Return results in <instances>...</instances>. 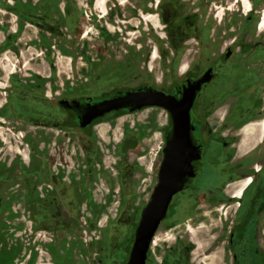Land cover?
<instances>
[{"label":"flooded vegetation","instance_id":"flooded-vegetation-1","mask_svg":"<svg viewBox=\"0 0 264 264\" xmlns=\"http://www.w3.org/2000/svg\"><path fill=\"white\" fill-rule=\"evenodd\" d=\"M104 1L95 2L101 17L106 12ZM155 1L165 29L168 54L179 52L186 40L194 43L188 65H179L182 77L167 88L143 84L97 97L60 98L55 104L60 112L32 113L27 120L32 128L55 130L56 136L44 139L40 143L43 148L38 145L39 140L30 141L29 162L24 164L5 158L0 148V264H42L45 260L66 264L69 259L74 260L83 247L90 255L94 246L101 242L108 245L106 261L113 263L114 251L110 249L114 247L115 238L110 230L114 219L101 223V215L108 208L95 202L91 190L100 174L94 131L106 122L147 108L133 113L112 112L81 128L76 113L60 107L61 100L84 103L88 98L96 101L147 87L180 96L183 86L197 81L207 72L210 79L201 85L190 111V140L200 152V159L192 162L195 176L173 196L157 232L163 226L172 229L187 226V232L196 236L200 226H196L197 229L192 226L206 215L218 217L219 232L205 243L192 238L185 242L182 236L175 237V242L163 251L160 260L153 262L149 259L157 240L155 236L146 264H264V74L258 62L259 53L256 48L236 46L235 41L221 49L209 47V32L206 24L200 23L197 10L184 15L177 0ZM242 1L245 12H249V2ZM124 3L121 1L120 5ZM138 12L143 20L159 27L155 15ZM220 13L221 10L218 15ZM258 28H264V14ZM166 51H161V57L167 59ZM156 59L157 52L153 49L150 60ZM61 113L64 117L57 118L56 114ZM67 118L72 119L73 125L66 124ZM168 120L162 133L156 184L171 126L169 115ZM249 128L251 131L247 132ZM68 132L76 134L82 158L72 151L75 160L69 157L68 161L66 152L61 151L65 144L64 134ZM105 132L104 128L98 134L106 138ZM139 145L129 133L121 137L117 147L119 160L112 169L118 189L109 190L107 199L116 193L130 194L127 186L133 165L127 162V156ZM132 239L133 235L129 236L124 247L126 262ZM205 247L206 255L199 259L193 256Z\"/></svg>","mask_w":264,"mask_h":264},{"label":"rangeland","instance_id":"rangeland-1","mask_svg":"<svg viewBox=\"0 0 264 264\" xmlns=\"http://www.w3.org/2000/svg\"><path fill=\"white\" fill-rule=\"evenodd\" d=\"M38 1L0 0V111L16 114H12L13 118L0 116V148H3L5 158H13L22 164L29 162L30 141L39 140L38 145L42 147L40 143L44 139L56 136L55 130L32 128L28 124L27 120L33 112H60L55 106L60 98L97 97L143 84L167 88L171 82L182 77L179 65H188L192 54L190 49L194 45L186 40L179 52L168 54L165 29L155 8V0H105L104 17L95 8L96 0H59L62 14L54 12L53 16L59 22L62 35L40 31L35 25L19 20L14 13L2 8L15 5L19 10L36 12ZM63 1L68 3L66 9ZM121 1L125 3L120 5ZM177 1L181 3V14L198 11L200 23L206 24L209 32V47L221 49L235 41L236 46L256 48L261 73L264 74V28H258L264 14V0H247L249 12H245L242 0H205L204 4L202 0ZM138 10L142 15H155L159 27L155 28L151 22L143 20ZM76 20L80 32L74 38L77 26L71 23ZM153 49H156L157 59L151 62ZM162 50L167 52L168 60L161 57ZM50 61H53L55 72L51 71ZM45 99L49 106L43 102ZM56 116L60 118L64 114ZM56 116L53 115V118L56 119ZM168 124L166 111L147 108L106 122L101 129L98 126L94 131L98 141L100 174L91 190L95 202L108 208L101 215V223L114 219L113 229L110 230L115 238L114 247L110 249L114 251L111 264H126L124 247L129 236L132 238L141 210L156 184L162 133ZM104 128L106 138H101L98 131ZM250 131L249 128L247 132ZM125 132L140 143L127 156V162L133 165V174L127 186L130 194L113 193L114 197L107 199L109 190L118 189L112 169L119 160L117 147ZM75 136L71 132L64 134L65 144L61 151L66 152L68 161L69 157L75 160L72 151H76L78 156L82 154ZM218 224V217H202L192 226L195 229L200 226L196 236L187 232V226L175 229L163 226L156 234L157 240L149 260H160L163 251L168 250L178 236H182L185 242H189L190 238L203 243L213 240L211 236L219 232ZM84 238L88 239L87 236ZM206 248L197 250L193 256L199 259L206 255ZM108 251L106 242L94 246L90 255L83 247L74 260L69 259L66 264H109L106 261ZM204 261L208 262L207 259ZM43 263L52 264L48 260Z\"/></svg>","mask_w":264,"mask_h":264},{"label":"water","instance_id":"water-1","mask_svg":"<svg viewBox=\"0 0 264 264\" xmlns=\"http://www.w3.org/2000/svg\"><path fill=\"white\" fill-rule=\"evenodd\" d=\"M208 72L193 83L182 87L180 96L155 91L150 87L117 93L96 101L84 103L61 100L60 107L76 113L81 128L89 126L103 116L125 110L130 113L149 107L165 110L171 121L163 149L164 158L158 182L150 199L143 207L134 230L126 264H146L148 252L160 223L165 219L173 196L181 191L184 183L195 176L192 162L200 159V152L190 140V111L201 85L209 81Z\"/></svg>","mask_w":264,"mask_h":264},{"label":"trees","instance_id":"trees-1","mask_svg":"<svg viewBox=\"0 0 264 264\" xmlns=\"http://www.w3.org/2000/svg\"><path fill=\"white\" fill-rule=\"evenodd\" d=\"M65 4V9L67 8L68 3L66 1H63ZM59 0H39L36 4L37 11L36 12H26L25 10H19L17 7L14 6H6L2 7L4 10L14 13L19 20H23L27 23H31L35 25L40 31L49 33L51 35H62L59 28V22L54 19V12L61 13L62 12L59 10ZM52 21L53 23H51ZM72 25L77 26L76 33L73 34L74 38L79 36V30H78V21L76 20L75 22L72 21ZM49 65L51 67V71L55 72V67L53 64V61L49 62ZM48 106L49 102L45 99L43 100ZM13 104H11L12 106ZM13 107H15L13 105ZM15 110V108H14ZM16 111V110H15ZM11 115H16L14 113H10ZM0 116L2 117H10L13 118L12 116H9V114L4 113L3 111H0ZM28 122V121H27ZM66 124L67 125H73L72 119L67 118L66 119Z\"/></svg>","mask_w":264,"mask_h":264},{"label":"bare ground","instance_id":"bare-ground-1","mask_svg":"<svg viewBox=\"0 0 264 264\" xmlns=\"http://www.w3.org/2000/svg\"><path fill=\"white\" fill-rule=\"evenodd\" d=\"M155 244V242L153 243V245Z\"/></svg>","mask_w":264,"mask_h":264}]
</instances>
